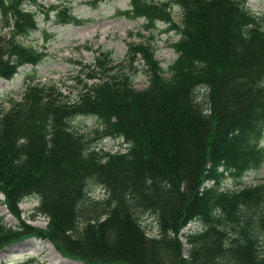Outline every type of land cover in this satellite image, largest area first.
Wrapping results in <instances>:
<instances>
[{
  "label": "trees",
  "instance_id": "trees-1",
  "mask_svg": "<svg viewBox=\"0 0 264 264\" xmlns=\"http://www.w3.org/2000/svg\"><path fill=\"white\" fill-rule=\"evenodd\" d=\"M245 3L130 0L125 14L143 18L144 29L161 22L179 35L167 69L138 32L127 54L139 55L141 66L117 68L124 64L98 51L93 65L78 64L72 88L29 83L0 108V204L15 212L37 199L48 218L44 230L13 229L0 218V250L33 236L84 264H264V179L220 186L227 176L240 183L264 161V16ZM38 7L0 0L1 78L44 59L24 43L38 28ZM51 9L55 23L75 20L64 2ZM139 74L149 80L143 89L134 87ZM77 117L97 123L90 136L75 130ZM105 138L124 148L103 150ZM95 189L101 199L92 198ZM145 217L156 233L144 228ZM189 222L196 229L183 234V255L178 234Z\"/></svg>",
  "mask_w": 264,
  "mask_h": 264
},
{
  "label": "rangeland",
  "instance_id": "rangeland-1",
  "mask_svg": "<svg viewBox=\"0 0 264 264\" xmlns=\"http://www.w3.org/2000/svg\"><path fill=\"white\" fill-rule=\"evenodd\" d=\"M154 1L174 2V0ZM38 3L39 7L36 8L38 28L24 40V43L41 52L44 59L35 66L22 65L10 79L0 77V108L3 110L8 108L9 99H20L21 93L29 83L65 82L72 88L74 76L81 71L78 64L83 62L93 65L98 51H110L114 63L124 64L117 65V68H128L129 62L134 66H141L139 55L127 54L129 46L139 42L138 32L144 36L141 38H144L145 42L150 41L151 45H154V58L164 69H167L177 56L171 44L179 38V35L174 30H167V25L161 22L155 23L153 27H149V30L144 29L143 18H134L125 14V11L130 9V0H68L71 13L77 18L78 24H56V10L46 13L52 4L55 7L59 6L61 0H38ZM245 5L252 13L264 16V0H246ZM171 15L174 23L180 26L181 9L173 6ZM150 36L153 38L148 40ZM124 61L126 63H123ZM148 82L146 75L139 74L134 79V87L143 89L147 87ZM96 124L91 117H77L74 128L90 136L89 131ZM260 146L264 147V131ZM98 147L113 152L122 150L124 144L121 139L105 138ZM263 179L264 161L257 170L248 171L240 183L237 179L227 176L220 186L223 189H234L261 183ZM91 196L101 199L103 192L95 189L91 192ZM0 200L4 201L3 193H0ZM38 205L37 199L26 198L17 205V210L12 212L3 202L0 204V218L6 227L13 229L25 224L31 228L44 230L48 225V218L37 212ZM142 221L150 235L156 233L155 223L151 217H145ZM194 229L196 223L189 222L178 234L183 255L188 253V245L183 234ZM29 258L38 259L44 264H83L61 257L52 243L33 236L25 237L0 250V264H18Z\"/></svg>",
  "mask_w": 264,
  "mask_h": 264
}]
</instances>
